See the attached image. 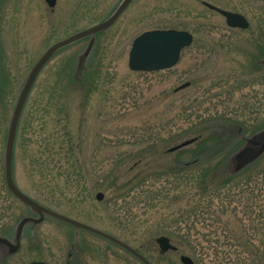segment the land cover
I'll return each mask as SVG.
<instances>
[{
    "label": "rangeland",
    "instance_id": "1",
    "mask_svg": "<svg viewBox=\"0 0 264 264\" xmlns=\"http://www.w3.org/2000/svg\"><path fill=\"white\" fill-rule=\"evenodd\" d=\"M120 1L56 0L49 7L45 0H0V264H141L106 239L49 216L27 222L17 241L20 221L38 215L9 193L4 178L11 116L33 65L52 44L106 19ZM203 2L243 14L249 28L228 27ZM156 29L184 30L194 40L169 69L131 71L134 38ZM261 49L264 0H133L106 30L59 50L42 68L18 122L15 184L40 205L124 241L152 264H181L193 245L180 222L194 207L186 176L198 171L167 173L161 167L168 162L156 159L164 151L170 161H192L208 116L232 111L244 122L245 102L260 107L264 119V56L260 71L251 67ZM84 68L86 82L70 85ZM253 124L226 152L261 148L248 139L264 145V129L251 135ZM235 152L228 158L232 168ZM160 236L178 250L161 253Z\"/></svg>",
    "mask_w": 264,
    "mask_h": 264
},
{
    "label": "trees",
    "instance_id": "2",
    "mask_svg": "<svg viewBox=\"0 0 264 264\" xmlns=\"http://www.w3.org/2000/svg\"><path fill=\"white\" fill-rule=\"evenodd\" d=\"M263 55L264 50L261 49L252 60L251 67L255 72L261 69L258 61ZM87 73L85 68L76 72L70 85H83ZM243 105L241 112L249 113L244 122L237 120L232 111L208 116L202 123L205 131L202 135L205 137L202 138L200 133L195 139L198 142L201 138L198 148L192 152V161L183 164L176 156L170 161L171 155L164 151L157 155V159L156 156L153 158L168 162L161 167L167 173H175L176 168L198 171L197 175L186 176L193 184L188 198L194 201L191 204L194 207L182 213L180 220L184 223L183 235L193 240L191 258L194 264H264V250L261 251L264 247V155L235 172L228 158L236 150L226 152L231 141L238 139L237 147L243 141L241 136H244L246 124L250 121L255 123L251 134L264 128V119H258L260 107H252L246 102ZM207 142L211 145L206 146ZM258 240L263 242L256 243ZM184 252L189 250L184 249Z\"/></svg>",
    "mask_w": 264,
    "mask_h": 264
},
{
    "label": "water",
    "instance_id": "3",
    "mask_svg": "<svg viewBox=\"0 0 264 264\" xmlns=\"http://www.w3.org/2000/svg\"><path fill=\"white\" fill-rule=\"evenodd\" d=\"M131 1L132 0H121L116 9L103 21L95 23L49 46L46 51L42 54V56L37 60V62L33 65L32 69L30 70L27 76V79L17 98L8 128L5 145V182L9 191L32 212L38 215V218L25 217L20 221L18 225L17 241L19 240L23 226L27 222L39 223L43 220L45 216H49L51 218L73 226L76 230H86L99 237H102L103 239H106L111 243H114L115 245L121 247L130 255L138 259L142 264H152L142 254L137 252L125 242L117 239L116 237L40 205L38 202L34 201L30 197L26 196L22 191H20L12 178V157L19 118L27 96L42 68L50 60V58L59 50L86 37H94L95 34L102 32L103 30H106L108 27H110L125 11ZM45 2L49 7H54L56 4V0H45ZM203 5L206 6L208 9L213 10L222 15L225 18L227 26L230 28L246 29L249 27L247 19L241 14L225 11L207 2H203ZM192 42L193 35L184 30L156 29L145 31L138 35L132 42L128 54V67L131 71L134 72H154L169 69L177 64L180 58L181 51L184 48L190 46ZM189 85V82L184 83L180 85L176 89V91L184 89ZM193 141V139L185 141L184 143L170 149V151H175L184 146H187ZM248 142L254 148H261L258 151L250 148L238 152L235 158V167L233 166L234 168H232L231 166L232 170L235 172L242 170L243 168L247 167L249 164L254 162L260 156L261 150L262 152H264V145H261L258 140L248 139ZM102 197V193H98L96 195V198L98 200H101ZM2 241L7 242L6 240ZM155 242L158 245L159 251L161 253L177 250V247L173 245L170 239L166 236H160L156 238ZM180 262L182 264H194L192 259L186 255L180 256ZM29 264L48 263L38 261L31 262Z\"/></svg>",
    "mask_w": 264,
    "mask_h": 264
},
{
    "label": "flooded vegetation",
    "instance_id": "4",
    "mask_svg": "<svg viewBox=\"0 0 264 264\" xmlns=\"http://www.w3.org/2000/svg\"><path fill=\"white\" fill-rule=\"evenodd\" d=\"M10 193V192H9Z\"/></svg>",
    "mask_w": 264,
    "mask_h": 264
}]
</instances>
